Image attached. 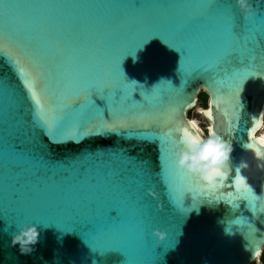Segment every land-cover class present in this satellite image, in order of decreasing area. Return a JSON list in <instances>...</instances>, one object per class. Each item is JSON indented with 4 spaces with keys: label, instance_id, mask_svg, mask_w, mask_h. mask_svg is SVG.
I'll use <instances>...</instances> for the list:
<instances>
[{
    "label": "water",
    "instance_id": "1",
    "mask_svg": "<svg viewBox=\"0 0 264 264\" xmlns=\"http://www.w3.org/2000/svg\"><path fill=\"white\" fill-rule=\"evenodd\" d=\"M252 2L260 11L245 21L235 0L219 8L211 0H0V44L31 60L62 126L50 142L0 57V264H255L257 251L260 260L264 216L203 200L190 211L191 195L185 206L182 197L197 180L184 181L174 156L161 154L169 131L176 150L184 146L183 128L198 138L188 113L203 93L205 138L210 128L217 134L235 123L223 137L234 149L229 181L239 168L264 191V145L250 139L264 118V72L240 85L264 70V0ZM234 20L245 22L237 23L235 40ZM232 48L241 52L239 64L190 78ZM105 88L95 109L76 103ZM105 106L112 125L103 121ZM210 108L211 119L204 114ZM25 222L40 230L28 254L11 244ZM155 229L166 231L163 241Z\"/></svg>",
    "mask_w": 264,
    "mask_h": 264
},
{
    "label": "snow or ice",
    "instance_id": "2",
    "mask_svg": "<svg viewBox=\"0 0 264 264\" xmlns=\"http://www.w3.org/2000/svg\"><path fill=\"white\" fill-rule=\"evenodd\" d=\"M211 4L217 8L229 7V4L226 3V0H211ZM237 23L240 24V28H244L245 26V22L243 20L233 21L229 31L234 40L239 35L237 29ZM147 41H145L144 43H146ZM144 43L140 45L138 48L143 47ZM248 45L249 47H252V41H249ZM135 51L132 52L131 54L135 55ZM240 55L241 52L239 51L238 48H232L228 50L225 53V55L222 57V59L218 61L215 65L201 66L193 70L189 74V76L191 78V77H196L198 73L207 74L213 72L216 69L221 68L225 63H229V62H234L239 64ZM0 57L6 59L9 62L10 66L13 68L15 75L21 85V88L24 90V92L27 94V97L30 98V100L33 103L34 109L36 111L37 119L43 125V130L46 131V133H51V135L47 137L50 140V142L52 141L53 137H58L62 135V126L59 120L50 114V111L46 106V101H45L46 89H45L44 81L41 79V74L34 66V64L31 62V60L25 57L22 53H20L10 45L6 48L4 44H0ZM247 63L248 61L245 60L244 64L246 65ZM252 63L255 64V60H253ZM261 72H264V70L256 69L255 71L250 72L251 75L245 78L240 85H243V83L250 77H258L257 73H261ZM29 80L32 83V87H29ZM0 86H5V82L3 81L2 78H0ZM119 91L120 90H118V92ZM108 92H109L108 88H105L99 92L93 91L91 92L90 98L84 100L83 102L80 100L79 97H77L76 103L89 104L91 108L95 109L97 107L98 101L101 102L100 100L101 93L107 95ZM128 102L133 103L131 99H129ZM145 104L148 105L149 102L145 101ZM151 106H155V105L152 104ZM239 107L242 109V105H240ZM42 108L46 109V112L43 114L41 112ZM204 114L211 119L213 116V111L210 108ZM238 119H239V115L235 117L236 121H238ZM114 120L116 119L114 118L113 114L109 111L108 107L105 106V110L103 112V121L108 125H112ZM189 123L191 124V121H189ZM226 123H229L230 125L228 131L217 133V135H220L221 137H225L231 132L235 131L234 122H226ZM261 126H264V120L261 121ZM101 127H102V132L115 131V126L104 127L102 125ZM192 128L194 127L192 126ZM181 131L183 132V136H182L183 144L192 142L197 139L192 136V134L188 131L187 128H183ZM209 131H212V129L210 128ZM102 132L96 134L99 135L102 134ZM163 137L165 138L163 140L165 147L162 150L161 153L162 156L164 157L166 154L173 155L176 152V148H177L176 140L173 138L172 133L170 131L165 133ZM250 139L251 140L257 139L254 133H252L251 131H250ZM257 142L260 145H264V137H259ZM245 147L252 148L253 144L249 143ZM228 177H229L228 172H219L218 170H213V173L210 174L209 177H207L206 181L195 182V189L193 192H188V191L184 192L182 197V204L184 205L186 196L190 194L192 197V203L190 207H187L188 209H190V211L192 209H198L199 206L201 205V201L203 200L204 203H208L209 205L223 203L230 210L244 207L253 216H264V208L257 211L260 198L264 197V191H259L258 193L257 189H255L252 185L248 184L246 178L242 175L239 168L235 169L231 181H229ZM184 181H191V179L185 177ZM225 187L231 188L233 189V191L224 193L222 190ZM225 197H227L228 199H225ZM248 226L251 227L250 224ZM242 235L245 237L244 234ZM246 241H247V246L248 247L251 246L250 242L247 239ZM256 253L257 255H259L258 251Z\"/></svg>",
    "mask_w": 264,
    "mask_h": 264
},
{
    "label": "clouds",
    "instance_id": "3",
    "mask_svg": "<svg viewBox=\"0 0 264 264\" xmlns=\"http://www.w3.org/2000/svg\"><path fill=\"white\" fill-rule=\"evenodd\" d=\"M236 6L240 9L241 15L245 21L253 20L259 7L254 5L252 0H235ZM192 126L200 133L196 121H191ZM173 154L178 170H184L189 179L195 178L197 181H206L207 177L213 173V170L219 172H230L232 162L233 143L220 135L209 131L205 138L200 134L192 142L183 144ZM195 186L192 183L186 185V191L193 192ZM154 235L163 241L166 231L155 229ZM12 246H18L22 254H28L33 251L34 246L39 242L40 230L36 223H22L18 230L11 233ZM246 250L249 247L246 246ZM252 259L259 260V255L253 252Z\"/></svg>",
    "mask_w": 264,
    "mask_h": 264
},
{
    "label": "rangeland",
    "instance_id": "4",
    "mask_svg": "<svg viewBox=\"0 0 264 264\" xmlns=\"http://www.w3.org/2000/svg\"><path fill=\"white\" fill-rule=\"evenodd\" d=\"M200 108H204V106H201L199 103L198 107L194 108L188 113V116L189 118H195L198 121L199 127L203 130V135L205 136L206 132L204 131V129H205V125H207V121L204 119V116L199 112ZM255 264H263V263L260 260H258Z\"/></svg>",
    "mask_w": 264,
    "mask_h": 264
},
{
    "label": "trees",
    "instance_id": "5",
    "mask_svg": "<svg viewBox=\"0 0 264 264\" xmlns=\"http://www.w3.org/2000/svg\"><path fill=\"white\" fill-rule=\"evenodd\" d=\"M198 101L200 102L201 106H204V108H205L206 96L203 93L198 95ZM260 261L264 264V249H263Z\"/></svg>",
    "mask_w": 264,
    "mask_h": 264
},
{
    "label": "bare ground",
    "instance_id": "6",
    "mask_svg": "<svg viewBox=\"0 0 264 264\" xmlns=\"http://www.w3.org/2000/svg\"><path fill=\"white\" fill-rule=\"evenodd\" d=\"M263 116H264V114H263ZM189 120L190 121H196L197 122V126L200 129V134H203V130L199 127L198 121L195 118H189ZM263 120H264V118H263ZM255 136H257L258 138L259 137H264V126H261L260 131Z\"/></svg>",
    "mask_w": 264,
    "mask_h": 264
}]
</instances>
